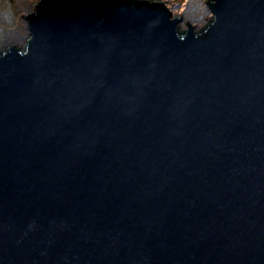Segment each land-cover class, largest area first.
<instances>
[{"label":"water","instance_id":"obj_1","mask_svg":"<svg viewBox=\"0 0 264 264\" xmlns=\"http://www.w3.org/2000/svg\"><path fill=\"white\" fill-rule=\"evenodd\" d=\"M39 0L0 51V264H264V0Z\"/></svg>","mask_w":264,"mask_h":264},{"label":"rangeland","instance_id":"obj_2","mask_svg":"<svg viewBox=\"0 0 264 264\" xmlns=\"http://www.w3.org/2000/svg\"><path fill=\"white\" fill-rule=\"evenodd\" d=\"M39 0H0V51L15 45L24 48L28 41L25 15L34 12ZM171 4L173 16L179 17L181 30L190 26L197 30L205 27L212 19L210 0H162Z\"/></svg>","mask_w":264,"mask_h":264}]
</instances>
